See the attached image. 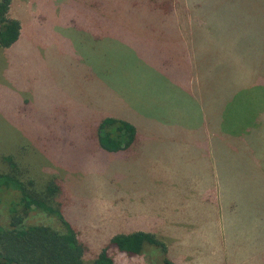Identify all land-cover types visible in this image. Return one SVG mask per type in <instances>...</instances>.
<instances>
[{"label":"rangeland","instance_id":"rangeland-1","mask_svg":"<svg viewBox=\"0 0 264 264\" xmlns=\"http://www.w3.org/2000/svg\"><path fill=\"white\" fill-rule=\"evenodd\" d=\"M153 1H11L8 16L21 30L0 47V173L13 157L37 188L60 181L54 203L87 247L84 264L114 234L150 228L166 253L111 247L115 264H165V256L264 264V0H174L166 16ZM173 20L190 51L187 76ZM244 39L252 44L240 59L245 84L229 93L226 69L241 67ZM164 76L170 89L184 78L209 80L217 94L201 90L185 103L177 88L167 95ZM108 116L133 124L136 141L102 147L99 123ZM18 197L0 189L2 225ZM25 222L65 230L40 209Z\"/></svg>","mask_w":264,"mask_h":264},{"label":"trees","instance_id":"trees-1","mask_svg":"<svg viewBox=\"0 0 264 264\" xmlns=\"http://www.w3.org/2000/svg\"><path fill=\"white\" fill-rule=\"evenodd\" d=\"M11 1L0 0V47L10 46L20 34L19 20L8 16ZM152 3V8L159 11L163 16L174 12V0H154ZM250 41L244 39L240 43L243 44V47H245L244 44L249 43L251 47ZM246 49L245 47L241 50L242 57L237 56L241 66L239 70L232 71L227 66L228 77L225 79V89L229 93L233 90L236 92V88L232 85L245 84L242 80L244 76H241L242 66L244 68L245 66L244 63L241 64L240 59L250 58L249 53L246 54ZM247 73H251L255 77L257 75L256 81L261 78L259 73L255 75L254 68L252 70L246 68ZM206 81L210 82L209 80ZM217 89L221 90V88ZM210 90L215 91L211 85ZM136 139V128L130 122L109 116L100 120L98 142L102 147L118 150L130 146ZM5 161L8 168L0 173V189L5 187L16 190L19 197L17 202H12L8 206L7 223L5 225L0 223V264H84L83 259L87 247L79 238L76 228L63 215L61 201L57 204L54 203V197L57 193L61 190L64 192L60 181H56L52 177L45 186L37 188L35 180L28 175L24 176V169L13 157H8ZM32 209H40L56 215L64 225L65 230L59 231L47 224L26 223V215ZM147 245L156 246L166 253L165 243L154 233L146 231L116 233L110 238L108 244L100 250L91 264H115L114 258L109 253L111 247L128 255H137ZM164 262L165 264H172L167 256L164 257Z\"/></svg>","mask_w":264,"mask_h":264},{"label":"crops","instance_id":"crops-1","mask_svg":"<svg viewBox=\"0 0 264 264\" xmlns=\"http://www.w3.org/2000/svg\"><path fill=\"white\" fill-rule=\"evenodd\" d=\"M170 19H173V18H170ZM172 22H174V20L172 21ZM175 23V22H174ZM176 24V30H177V23H175ZM21 30V29H20ZM177 34H178V36H177V40L179 41V39H180V37H179V33H178V30H177ZM181 40V39H180ZM191 41V39H189V42ZM179 44H181L182 45V47H183V50H182V53L181 54H184V63H185V65H184V70H182V71H186V73H185V76H187V69H192L191 67H188V66H186V59H190V57L188 58V56H187V54L188 53H190V51L188 50L187 52L185 51L186 49H185V47H184V42H182V41H179ZM189 48L190 49H192V47L189 45ZM187 53V54H186ZM182 58H183V56H182ZM173 68H175V69H179V67H174L173 66ZM180 70V69H179ZM193 72H194V70H193ZM195 75V74H194ZM186 79V80H185ZM166 80H167V77L166 76H164L163 77V81H162V83H161V87L164 89L165 88V90L167 91V95L169 94V92H172V91H174V90H176V88H177V91L178 92H180V93H182L184 96H185V98H184V100H185V103L188 101V99H189V96L191 95V97H192V95L193 94H200L201 93V90L202 91H205V92H209V91H211L210 90V85H209V83L207 82V81H205L204 82V85H201V83H200V78H198V81L197 82H195L193 79H192V81H191V83H190V81H189V79H187V78H184V80H183V83L181 84V83H176L174 86H173V88L172 89H170L167 85H166ZM198 90V91H197ZM199 92V93H198ZM212 92V91H211ZM213 93H216L215 91H213ZM217 94V93H216ZM75 95V94H74ZM226 100H227V98H226ZM185 103H182V105H184ZM217 113V112H216ZM203 116H205L206 117V115L205 114H203ZM109 117H113L114 118V116H109ZM195 131H199V132H204V135L203 136H206L204 139H208L209 137H212V131L211 130H209V129H207V130H196V129H194ZM137 131V130H136ZM179 133H188V134H191V132L190 131H184V132H179ZM137 137H138V131H137ZM196 144V143H195ZM210 150L212 151V153H213V155H214V160H211L210 158H209V164H210V167L212 168V164H215V158H217V156H218V153H216V151H215V149H214V147H213V145H212V142H211V144H210ZM209 157H210V155H209ZM212 163V164H211ZM134 231H142V230H133V232ZM154 231H156V229H153V228H150V231H146V232H154ZM157 232L158 233H161L162 235H163V232H161V231H158L157 230ZM128 233H131V232H128Z\"/></svg>","mask_w":264,"mask_h":264}]
</instances>
